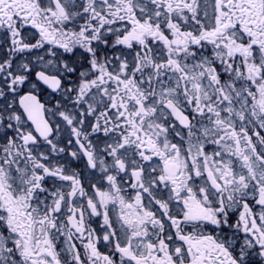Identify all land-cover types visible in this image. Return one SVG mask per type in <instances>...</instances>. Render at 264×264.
Listing matches in <instances>:
<instances>
[{"label": "snow or ice", "instance_id": "1", "mask_svg": "<svg viewBox=\"0 0 264 264\" xmlns=\"http://www.w3.org/2000/svg\"><path fill=\"white\" fill-rule=\"evenodd\" d=\"M0 264H264V0H0Z\"/></svg>", "mask_w": 264, "mask_h": 264}]
</instances>
